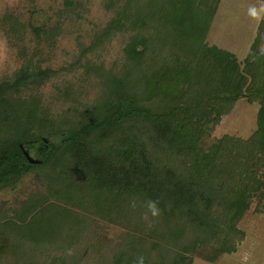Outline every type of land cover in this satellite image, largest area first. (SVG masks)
Here are the masks:
<instances>
[{
  "label": "rangeland",
  "instance_id": "obj_1",
  "mask_svg": "<svg viewBox=\"0 0 264 264\" xmlns=\"http://www.w3.org/2000/svg\"><path fill=\"white\" fill-rule=\"evenodd\" d=\"M150 1L0 0V80L28 61L54 70L33 94L40 113L54 119L99 103L129 71L132 90L134 79L178 50L160 14L147 7ZM156 1L159 6L163 0ZM197 6L201 18L209 13L204 44L222 52L221 68L231 73L236 67L246 82L233 102L216 99L201 107L209 124L205 149L217 143L220 155L235 162L223 169L229 183L225 200L231 198L233 209L217 205L212 213L231 231L205 236L187 219L168 218L161 211L154 217L139 196L119 198L100 190L87 194L66 185L51 168L35 169L0 191V239H25L23 248L4 255L0 264H127L141 256L149 264H264L261 101L248 92L264 82V66L257 59L264 51V0H204ZM237 75L233 73L234 85ZM223 84L216 81L208 92L223 91ZM138 91L144 92L143 85ZM171 100L161 94L146 99L144 106L162 112ZM196 101L194 90L183 100ZM172 161L182 164L177 156ZM33 217L35 223L28 227ZM59 217L55 240L51 221L58 223Z\"/></svg>",
  "mask_w": 264,
  "mask_h": 264
},
{
  "label": "trees",
  "instance_id": "obj_2",
  "mask_svg": "<svg viewBox=\"0 0 264 264\" xmlns=\"http://www.w3.org/2000/svg\"><path fill=\"white\" fill-rule=\"evenodd\" d=\"M203 2L163 0L158 6L151 0L147 7L160 14L161 24L174 36L178 50H171L169 61L150 66L143 78L134 79L132 90L129 76L133 77V72L129 71L99 103L75 110L71 116L54 119L40 113L33 94L56 74L51 68L28 61L12 76L0 80V191L35 169L51 168L66 185L87 194L100 190V194L114 193L119 198L128 194L148 202L158 200L164 216L187 219L205 236L230 230L212 213L217 205L233 209L231 198L225 200L229 183L223 178V169L235 162L220 155L217 143L205 149L203 139L209 124L204 122L206 113L201 107L216 99L233 102L246 82L236 67H231V73L221 68L222 52L204 44L209 13L201 18V7L197 6ZM261 54L262 58H256L264 66L263 50ZM233 73L234 77L238 74L235 85L231 83ZM216 81L226 87L210 94L207 86ZM135 84L143 85L144 92ZM193 90L197 101L185 104L186 93ZM248 92L252 99L261 101L258 124L264 137V82L252 85ZM161 94L172 97L165 111L153 112L144 106L146 99ZM172 156L182 164H174ZM214 188L217 193L212 192ZM60 219L58 223L51 221L50 237L55 240L59 238L54 231ZM31 220L28 227L35 223L34 217ZM66 223L70 228L71 219ZM24 242L0 239V258L13 255ZM113 264H121V260ZM144 264L149 263L144 260Z\"/></svg>",
  "mask_w": 264,
  "mask_h": 264
},
{
  "label": "clouds",
  "instance_id": "obj_3",
  "mask_svg": "<svg viewBox=\"0 0 264 264\" xmlns=\"http://www.w3.org/2000/svg\"><path fill=\"white\" fill-rule=\"evenodd\" d=\"M158 200H150L148 202V208L150 209L152 215L155 217V216H158L160 214V209L158 207ZM135 202H133L132 204V207H135ZM136 264H144V258L141 256L138 258Z\"/></svg>",
  "mask_w": 264,
  "mask_h": 264
}]
</instances>
